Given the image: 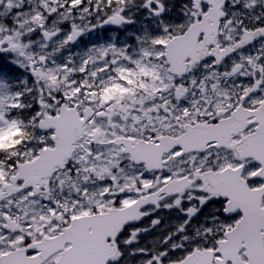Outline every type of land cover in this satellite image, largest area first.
<instances>
[{
	"label": "snow or ice",
	"instance_id": "6c2138e0",
	"mask_svg": "<svg viewBox=\"0 0 264 264\" xmlns=\"http://www.w3.org/2000/svg\"><path fill=\"white\" fill-rule=\"evenodd\" d=\"M0 264H264V0H0Z\"/></svg>",
	"mask_w": 264,
	"mask_h": 264
}]
</instances>
